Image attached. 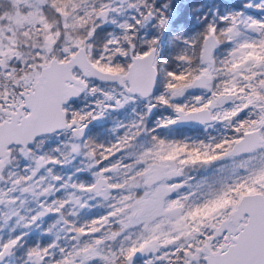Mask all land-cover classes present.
<instances>
[{
	"label": "snow or ice",
	"instance_id": "snow-or-ice-1",
	"mask_svg": "<svg viewBox=\"0 0 264 264\" xmlns=\"http://www.w3.org/2000/svg\"><path fill=\"white\" fill-rule=\"evenodd\" d=\"M0 264H264V0H0Z\"/></svg>",
	"mask_w": 264,
	"mask_h": 264
}]
</instances>
